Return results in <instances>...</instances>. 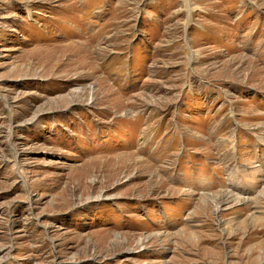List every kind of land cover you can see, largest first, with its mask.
<instances>
[{
  "label": "rangeland",
  "instance_id": "1",
  "mask_svg": "<svg viewBox=\"0 0 264 264\" xmlns=\"http://www.w3.org/2000/svg\"><path fill=\"white\" fill-rule=\"evenodd\" d=\"M0 264H264V0H0Z\"/></svg>",
  "mask_w": 264,
  "mask_h": 264
}]
</instances>
